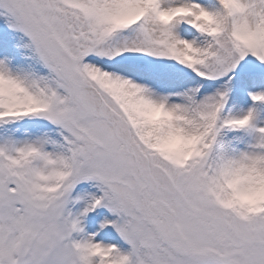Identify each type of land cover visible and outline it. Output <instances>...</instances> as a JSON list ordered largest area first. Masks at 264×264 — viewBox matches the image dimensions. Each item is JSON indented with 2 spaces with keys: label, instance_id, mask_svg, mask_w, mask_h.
<instances>
[{
  "label": "snow or ice",
  "instance_id": "1",
  "mask_svg": "<svg viewBox=\"0 0 264 264\" xmlns=\"http://www.w3.org/2000/svg\"><path fill=\"white\" fill-rule=\"evenodd\" d=\"M0 264H264V0H0Z\"/></svg>",
  "mask_w": 264,
  "mask_h": 264
}]
</instances>
